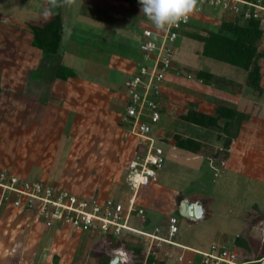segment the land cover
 <instances>
[{"label": "rangeland", "instance_id": "374dc122", "mask_svg": "<svg viewBox=\"0 0 264 264\" xmlns=\"http://www.w3.org/2000/svg\"><path fill=\"white\" fill-rule=\"evenodd\" d=\"M261 3L264 5V0H261ZM83 9L84 12H88L87 7ZM206 9L211 12L205 11ZM206 9L195 14V16L208 15L202 21L203 23L201 22L197 26V21L193 20V23L197 25L189 26L184 32L205 35L209 31H217L221 22L235 19L234 14H230V11L218 8ZM38 17L40 16H34L30 20L37 21ZM241 17L242 22L251 19ZM72 21L74 25L78 26H75L78 33L71 35V30L74 27L68 25L64 44L68 45L74 36L78 41L81 39L88 41L86 44L72 42L71 46L74 49L70 53L72 58H66L65 62L68 63L67 66L76 71L77 78L65 82L63 86L56 89V93L50 99L51 108L49 111L39 109L35 111V107L32 108L34 99H37L38 95L31 96L32 92L27 84V77L30 76L29 71L35 68L32 67L35 65L29 62L27 49L23 47L22 53L15 50L16 54H22L18 58L19 60L11 58L14 63L16 61L15 67L17 61L21 60L19 70L22 73L14 74L13 79L10 80L11 83H5L7 81L4 80V84L0 88V167L6 169L7 173L19 175L22 179L43 181V183L54 186L56 190L62 189L85 197L101 195L102 198L120 199V202L123 203L128 198V188L125 186L126 166L135 149L136 139L125 137L122 132L121 117L124 114V106L118 97L119 94L125 92V81L128 76L112 67L109 58L116 54L121 58L129 57L139 60L141 57L139 50L141 33H137V28L133 27L112 30L106 25H102L104 30L101 28L99 30L98 26L101 27V25H96V28L93 27V31H91L88 30L87 18L81 17L78 20L73 18ZM123 23L118 24L122 27L125 26ZM128 23L130 22L128 21ZM111 24L114 25L115 22H111ZM82 32H85L84 36L79 35ZM87 33L88 37H86ZM2 37L7 39L8 35L2 34ZM261 42L262 39L259 41L258 47ZM2 44L6 43L3 41ZM201 50V42L186 36H180L175 43V68L172 75L167 76L166 81L162 83L163 98L167 99L166 103H170V101L175 103V109L171 112L167 109L170 112L169 120L164 116L161 117L159 126L162 122L164 129L163 134L158 135L159 141L173 143L176 134L186 135L188 138L195 135L205 138L206 133L203 129L196 127L191 129L190 123L185 122L182 118L190 110L204 114L211 112V115L214 116L218 106H229L219 94L214 93L215 90L224 91V88L235 79L237 81L245 79V82L247 80V71L206 58L201 55ZM259 52H264V45ZM10 57L11 54L8 51V55L5 57L6 61ZM259 66L262 69L261 61ZM199 70L214 74L210 86H206L196 78V73ZM49 88L51 89V86ZM252 93L257 95V92L252 91ZM200 104H203L202 108L199 107ZM252 113L256 115L255 112ZM245 115L249 117V114ZM261 117L264 118V115ZM240 123L236 120L229 124L228 129L231 135H234L239 129ZM224 124V120L218 121L219 126ZM182 125L185 128L179 127ZM258 129L262 133L257 147L264 150V141H261L264 129H261L260 126ZM182 132L184 133L182 134ZM208 132L212 137L203 139L201 143L196 140L201 149H195L193 152L200 154L203 158H209L210 160L207 161H214L218 165L220 159H223L228 153V148L223 145L226 136L213 128H208ZM220 136H222V142L216 141L220 139ZM216 142H219V146H221L218 150L213 147ZM158 147L165 154V164L169 166L168 171L175 177L176 182L172 181L174 183L172 185H177L180 190L185 189V193L190 194L191 191L196 190L195 187H198L200 180L205 178L202 182L203 185H200L210 189L211 192L216 191L213 202L216 206H213L211 217L191 223L178 216L182 223L183 236L193 241L191 242L193 246L201 248L209 245L219 234L222 241L219 239V242L216 243L232 249L234 237L243 234L251 248L248 256L256 259L264 255V157L249 155L246 158L247 173L242 172L237 179L238 183L234 186L235 179H228L226 175L220 173L218 176L217 169L219 167L215 168V164L206 163L205 167H202L204 162L200 161L201 159L187 162L196 158L194 154L180 152L184 156L179 158L168 154L170 146L158 145ZM165 164L163 168L166 166ZM198 166L203 176L199 178L200 175L197 173L192 178V173L190 174L192 171L189 169L198 168ZM187 175L188 178L199 179L190 185L187 183ZM179 176L183 179L181 180ZM177 178L180 180L177 181ZM215 182L218 185L216 188ZM10 205L6 203L0 207V264H30L31 262L39 264V259H43L44 262H42L45 264H98L107 256L108 246L100 242L104 238L103 236L95 235L91 240L89 233L73 232L66 226L72 233L67 232L66 234L63 232L66 231L65 229L55 231L53 233L55 245H52L48 250H41L42 247L39 243L38 251L41 254L35 255L37 256L35 259L30 258L29 254L23 258L20 256L22 254L20 238L26 234L27 228L30 238L33 216L30 214L29 217H26L18 214L12 207L13 205ZM144 208L147 207L144 206ZM176 211L167 210L165 213L177 216ZM139 222V219L134 217L132 225L139 229H145L144 224ZM185 226L187 229H184ZM56 227L59 226L52 228ZM36 234V231L33 232V242L37 239ZM43 235H46V231ZM118 239H122V241L120 240L122 243L131 244L133 248L140 247L141 250L143 247L145 248L146 242L149 243V239L145 240V237L138 235H125ZM118 239L112 240L113 243L117 244ZM196 239L199 242H195ZM66 242L68 243L66 244ZM120 242L118 245L121 244ZM28 250L30 251V249ZM235 251L241 259L240 250L235 249Z\"/></svg>", "mask_w": 264, "mask_h": 264}, {"label": "crops", "instance_id": "0c3cea01", "mask_svg": "<svg viewBox=\"0 0 264 264\" xmlns=\"http://www.w3.org/2000/svg\"><path fill=\"white\" fill-rule=\"evenodd\" d=\"M45 1L46 0H0V88L4 84V80L7 81L5 83H11L10 80L13 79L14 74L16 75L22 73V71L20 72L19 70V65L21 64V60L17 61V66L15 67L16 61L14 63L12 59L15 58L16 60L17 58V60H19L18 58L21 57L22 55L20 54L22 53L21 50L24 47L28 51L27 55L30 60L29 62L32 63V65H35L32 66L35 68L30 69L29 71L30 76L27 77L28 78L27 84L30 87L29 88L30 91L32 92L31 96H34V94H36L35 96L38 95V98L34 99L35 102L33 103L34 105L32 106V108L35 107L34 108L35 111H37L38 109L41 111L43 110L49 111V109L51 108L50 107L51 104L50 99H52L51 97L54 96V94L56 93V89L59 88V86L61 87L65 84V82L62 81H56L51 84L46 83V77H43V74H45V70L43 69L42 66L40 67V63L42 61V53L39 49L31 46L32 35L26 23L32 21L30 19H33L34 16L43 15V11H45L44 8ZM82 7L83 8L87 7L88 12L87 11L84 12V9ZM61 8H62L61 14H62V23H63V36L60 44V55L62 58V64L66 66L68 65V63L65 61L69 57L72 58V54L70 55V53L74 51V49H72L71 44H73L74 42H82L83 44H86V42L88 41L87 39H83V40L81 39V41H78L76 39L77 37L74 36L72 38L70 37L71 41L68 42V45L64 44L65 34L68 33V30L66 28L69 27L68 25L74 27L71 30V35L72 33L73 34L78 33L76 32V30L78 29L75 27L77 25L73 24L72 21L73 18L74 20H78V18L81 17L87 18L88 20L87 25L89 24L88 30L91 31H93L92 30L93 27L96 28V25H101V27L98 26L99 30L100 28L104 30L103 26L106 25L108 27H111L112 30L117 28L126 29V27L127 28L133 27L134 29L137 28L136 29L137 33H141V29L139 28H142L145 25L147 26V24L150 23L147 17L141 12V5L139 4V0H74V2L71 4L65 3V0H61ZM205 11H210V10L206 9ZM207 16L206 15L194 16L193 20H196L198 25L194 24L192 20L190 26H194V25L199 26V24L204 20L205 17L207 18ZM128 21L130 23H128ZM111 22H115V24L113 25L111 24ZM121 22H124L123 24H125V26L123 25L122 27H120L119 24H121ZM138 26L140 27L138 28ZM261 29L263 31V36H262L261 45L260 47H258V51H261L264 45L263 43L264 25L261 26ZM107 32L109 33V31ZM84 33L85 32H82L79 35L84 36L85 35ZM2 34L8 35V38L3 39ZM88 35L89 34L87 33L86 37H88ZM3 41L6 43L5 45L2 44ZM15 50H18L20 53L16 54ZM8 51L9 54H11V57L8 59V61H6L7 59L5 57L6 55H8ZM4 59L6 62L4 61ZM109 59L112 67L117 69L119 72L126 74L128 76L127 78H129L135 73L139 62V60L136 58L133 59L129 57L121 58L120 55H116V54H113V56L111 55ZM260 61L262 67V69H260L261 70L260 86L262 88V93L253 95L252 89L246 84L245 79L241 81H237V79L232 80L233 82L230 83L228 86H226L224 88L225 89L224 91L215 90L214 92L215 94L217 93V95L219 94V96L224 99V101L226 102V104L229 105V107H233L235 110H237L240 113H245L247 115L249 114V118L241 123L237 134L232 139L227 149L228 152L227 155L223 159H220L221 161H219L218 165H216L214 161L213 162L207 161L210 159L203 158L200 154H197L196 152H190L183 149H179L176 146H174L173 145L174 143L172 142L165 143L163 140L162 141L160 140L158 145H166L168 147L170 146L168 150V154L178 156L179 158H183L184 156L183 154H180V152H186L192 155L194 154L196 156V158L194 157L193 159L187 162H191L194 159H201L200 161L204 162L203 165H201L202 167L203 166L205 167L206 163L207 164L212 163L213 165L215 164V168L216 166L219 167L217 169L218 170L217 174L218 173L224 174L228 179L231 180L235 179L234 181V186H235L238 183L237 179L242 174V172L247 173L246 158L249 155H251L252 157H254L255 155L258 157L260 156L264 157V150H261L260 148L257 147L258 146L257 143L258 141H260L259 139L262 133L261 130L258 129V126H260L261 129H264V118L261 117V115H264V57L259 60V63ZM49 86H51V89L49 88ZM208 88L210 89L211 87ZM115 96H117V94H115ZM118 98L119 101L124 105L123 94H119ZM166 100L162 98L163 109H162L161 117L164 116V118L165 117L170 118L169 115L170 112L175 109L174 107L175 103H172L170 101V98H169L170 103H166L165 102ZM202 106L203 104L199 105L200 108H202ZM252 112H255L256 115H254ZM208 113L211 114V112ZM189 125L191 126V129L195 127L198 129L201 128L193 124H189ZM179 127L185 128L184 125ZM163 129L164 126L163 123L161 122L160 129L158 130L159 131L158 135L163 134ZM201 129H203L206 133L205 138L202 137L199 138V136L197 137L196 135L191 136V138L199 141L200 143L202 142L203 139H206L207 137L209 138L212 137V135L211 136L209 135L208 129H204V128ZM183 133L184 132H182V134ZM182 136L186 137V135H182ZM209 141L210 139L208 140V143ZM216 141L222 142V139ZM261 141H264V135ZM219 142H216L215 146H213L217 150L221 148V146H219ZM198 149L201 148L198 147ZM252 162H256V161H252ZM165 165L166 166L163 168L164 170L159 173L158 181L155 184H150L146 187L141 188L136 196L137 207L142 208L144 210V216H145V217L143 216V218H138L140 221L139 223L142 225L144 224L145 229L136 228L135 226L132 225V221L134 218L131 220V225L138 231H142L146 233H154V230L156 228H159L160 235L166 236V232L168 229V219L171 216H174L177 219L179 216L182 219L184 218L187 222L196 223L201 220H205L213 215V208H214L213 206H216L213 203L215 196L214 192L216 191L214 190V192H211L210 189L201 186L203 185L202 182H204L205 178L200 180L201 185L198 184V187H195L196 190L191 191L190 194H186L184 191L185 189L180 190L177 185H172L174 184L172 183V181H175V177L173 173L168 171L169 166H167V164ZM189 170L192 171L190 172V174L192 173L191 174L192 178L196 176L197 173L200 175L199 178L203 176L202 172H200L199 170V166L198 168L197 167L190 168ZM220 174H218V176ZM204 176H206V174H204ZM179 178L181 180L183 179V177L181 176H179ZM179 178H177V181ZM189 178L187 175V179H188L187 183H189L190 185L191 184L193 185V183H196L199 179V178H195V179H191V178L189 179ZM216 185L217 182H215V188L218 186ZM127 194L129 196V192ZM98 196L101 197V195ZM181 202L184 203L199 202L204 209L203 219L199 221H191L188 218L182 217L179 213V205ZM144 206H146L147 208H144ZM167 210L169 211L177 210L176 211L177 216L172 213L166 215L165 212H167ZM23 216L29 217L28 215H23ZM32 221H33L32 225L30 226L32 227V231H31L32 234L30 235V238H29L30 233L28 228L25 230L26 234H24L20 238L21 241L20 245L22 249L19 250L22 253L20 254V256H22L23 258H25L26 254H29L30 258L35 259L37 257L35 255L39 253L38 246L40 245L42 247L41 250L43 249L48 250L49 248H51L52 245H55V236H53V233L55 231L58 230L60 231L65 229L66 231L63 232H66V234L67 232L72 233L66 226L63 225H60L59 227L56 228L46 229L44 228L43 224H41L40 222L34 220ZM181 229H182V223L178 219V232L176 233L175 236H173V241L175 245L160 243L158 245L155 244L150 246V243L146 242L145 248L143 247L141 251L142 253L139 254L134 252L135 248H133L131 244L129 245L120 242V240L122 241V239L116 238L118 239L117 241L121 243L120 245H118L111 241L108 242V239L103 238L100 240V242L108 246L106 252L107 256L105 257V259H102V261L99 262L98 264H110L111 261H113L115 264H202L201 256L195 254L194 251L206 252L209 250L212 244H217L219 242V239H221L220 241H222L220 235L217 234L215 240L211 241L209 245H206V247L199 248L197 246H193L191 243L193 241H190L188 238L183 236L184 234L183 231H181ZM184 229H187V227L185 226ZM35 231L37 232L36 234L37 239L35 240V242H33L34 240L33 232ZM45 231H46V235H43ZM79 233L84 234L88 232H79ZM125 235H138V234L129 233V232H124L123 234H121V236H125ZM90 236H91L90 239L93 240V237L95 235L90 234ZM241 236H243V234ZM145 240L147 239L145 238ZM197 241L199 242L198 239H196L195 242ZM67 243L68 242H66V244ZM25 246L26 247L28 246L27 248L30 249V251L27 248H24ZM151 259H152V263L149 262V260ZM42 261L43 259L42 260L39 259V264H45L43 263L44 261L43 262ZM30 264L33 263L31 262Z\"/></svg>", "mask_w": 264, "mask_h": 264}, {"label": "built area", "instance_id": "2783aa9c", "mask_svg": "<svg viewBox=\"0 0 264 264\" xmlns=\"http://www.w3.org/2000/svg\"><path fill=\"white\" fill-rule=\"evenodd\" d=\"M206 8L230 11L232 15L251 18L264 25L261 0H198L197 10L186 22L181 21L164 31H157L150 22L142 29L141 57L135 73L125 81L123 93L122 132L125 137L136 139L125 171V186L129 192L125 204L116 198L85 197L56 190L43 181L22 179L0 167V207L11 204L18 214H31L33 220L46 229L63 225L73 232H88L112 240L129 232L149 239L150 246L160 243L175 245L176 217H169L166 236L160 235L159 228L154 233L138 231L131 225V220L143 218L144 210L137 207L136 196L141 188L158 181L166 161L163 150L158 147V130L163 109L162 83L175 68V43L181 32L191 25L195 14ZM194 253L201 256L202 264H247L235 250L224 245L212 244L208 251Z\"/></svg>", "mask_w": 264, "mask_h": 264}, {"label": "trees", "instance_id": "16d2710c", "mask_svg": "<svg viewBox=\"0 0 264 264\" xmlns=\"http://www.w3.org/2000/svg\"><path fill=\"white\" fill-rule=\"evenodd\" d=\"M234 18V20H225L221 22L217 31H209L205 35L195 32L186 33L183 31L181 32V36H186L201 42L202 56L240 67L247 71L246 84L253 92L260 94L262 93V88L260 86L261 76L259 60L264 57V52L261 53L258 51V44L262 39L263 31L259 22L256 20L250 19L242 22V17L238 15H234ZM26 25L32 35L31 46L39 49L42 53L40 67L42 66L45 70L43 77H46V83L51 84L56 81L67 82L77 78L76 71H74L73 68L63 65L61 62L60 44L63 36L61 0H57L56 3L46 0L45 13H43L37 21H29ZM213 76V73L205 70H199L196 73V78L206 86L211 85V81L214 79ZM227 81L229 82V80ZM215 113L216 114L213 116L211 114L190 110L182 119L197 127L204 129L213 128L221 134L223 133L224 136H226L223 145L228 148L239 130L238 129L234 135H231L228 129L229 124L236 120L242 123L249 117L244 113H239L233 107L226 105L218 106ZM219 120H224L225 124L219 126ZM241 123L239 125H241ZM239 125L238 127H240ZM221 137L222 136L219 138L222 139ZM173 143L177 148L190 152L198 149L199 146L196 140L177 134L174 135ZM254 207L256 206L254 205ZM140 237L142 236L140 235ZM108 241L113 242L111 238H109ZM232 247L233 250H240L241 260L247 264H258V260L264 257V255L256 259L249 257L248 253L251 252L249 242L241 235L234 237L232 240ZM141 251L140 247L134 250L137 254L141 253ZM149 262L152 263V259L149 260Z\"/></svg>", "mask_w": 264, "mask_h": 264}, {"label": "clouds", "instance_id": "9594fccd", "mask_svg": "<svg viewBox=\"0 0 264 264\" xmlns=\"http://www.w3.org/2000/svg\"><path fill=\"white\" fill-rule=\"evenodd\" d=\"M74 0H65L71 4ZM198 0H139L141 12L157 31H164L188 17L197 10ZM261 260V259H260Z\"/></svg>", "mask_w": 264, "mask_h": 264}, {"label": "water", "instance_id": "95a60500", "mask_svg": "<svg viewBox=\"0 0 264 264\" xmlns=\"http://www.w3.org/2000/svg\"><path fill=\"white\" fill-rule=\"evenodd\" d=\"M52 3H56L57 0H50ZM179 213L182 217L188 218L191 221H199L204 217V209L199 202H181L179 205ZM110 264H115L113 261ZM258 264H264V257L258 262Z\"/></svg>", "mask_w": 264, "mask_h": 264}]
</instances>
